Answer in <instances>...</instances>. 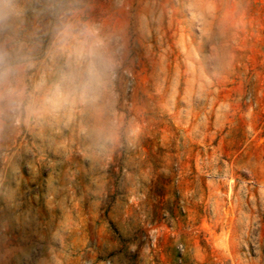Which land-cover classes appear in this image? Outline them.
Returning a JSON list of instances; mask_svg holds the SVG:
<instances>
[{
  "label": "rangeland",
  "instance_id": "rangeland-1",
  "mask_svg": "<svg viewBox=\"0 0 264 264\" xmlns=\"http://www.w3.org/2000/svg\"><path fill=\"white\" fill-rule=\"evenodd\" d=\"M19 2L0 44L30 108L0 118V264H264V0ZM66 22L105 28L94 101L54 95ZM140 215L175 245L140 255Z\"/></svg>",
  "mask_w": 264,
  "mask_h": 264
},
{
  "label": "clouds",
  "instance_id": "clouds-1",
  "mask_svg": "<svg viewBox=\"0 0 264 264\" xmlns=\"http://www.w3.org/2000/svg\"><path fill=\"white\" fill-rule=\"evenodd\" d=\"M22 14L19 0H0V33L11 31ZM57 53L63 57L64 66L54 85V95L94 101L115 68V60L104 41L97 37V30L85 26L75 32L72 23H63L54 49V55ZM26 67V58L13 57L0 44V118L14 116L20 110L30 108L21 82V73Z\"/></svg>",
  "mask_w": 264,
  "mask_h": 264
},
{
  "label": "crops",
  "instance_id": "crops-1",
  "mask_svg": "<svg viewBox=\"0 0 264 264\" xmlns=\"http://www.w3.org/2000/svg\"><path fill=\"white\" fill-rule=\"evenodd\" d=\"M140 203L143 204V202H140ZM122 204H125V203L122 201H116V205H118L119 207H121ZM141 206L143 207V205ZM123 214H125V212H123ZM162 223H163L162 221L161 222L153 221L151 218L143 217V216L140 218H133L132 220H130V223H129L130 231L128 233L130 235L128 236H137L138 239L146 240V244L138 248V252L140 255L142 256L144 255L147 258L148 257L153 258V256L155 257L159 253L163 254L164 250L162 249V247L157 246L156 241L162 240L164 236L170 239L171 246L175 245V243L179 239L178 235H175L172 231L163 232L161 228ZM143 227H145V229L148 227V229H146L144 233L136 232L137 229L140 230V228H143ZM116 248L119 251L118 245ZM112 264H115V263H112ZM142 264H159V263L152 262V263H142Z\"/></svg>",
  "mask_w": 264,
  "mask_h": 264
},
{
  "label": "built area",
  "instance_id": "built-area-1",
  "mask_svg": "<svg viewBox=\"0 0 264 264\" xmlns=\"http://www.w3.org/2000/svg\"><path fill=\"white\" fill-rule=\"evenodd\" d=\"M87 26V25H85ZM88 27H94L97 30V37L104 41L105 44H108L109 40L106 38V31L105 28H103L100 23H95V25H89ZM82 29V28H81ZM77 30L78 32L81 30ZM76 31V30H75ZM134 43V42H133Z\"/></svg>",
  "mask_w": 264,
  "mask_h": 264
}]
</instances>
